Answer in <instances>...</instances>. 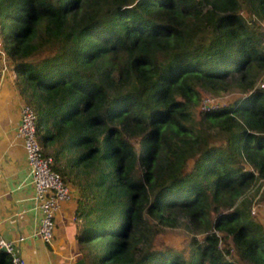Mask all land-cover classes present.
I'll return each instance as SVG.
<instances>
[{
  "label": "trees",
  "instance_id": "1",
  "mask_svg": "<svg viewBox=\"0 0 264 264\" xmlns=\"http://www.w3.org/2000/svg\"><path fill=\"white\" fill-rule=\"evenodd\" d=\"M0 36L85 264H264V0H0ZM180 223L188 253L153 243Z\"/></svg>",
  "mask_w": 264,
  "mask_h": 264
},
{
  "label": "crops",
  "instance_id": "2",
  "mask_svg": "<svg viewBox=\"0 0 264 264\" xmlns=\"http://www.w3.org/2000/svg\"><path fill=\"white\" fill-rule=\"evenodd\" d=\"M6 61L12 62L9 55ZM11 71L2 72L0 65V236L14 239L23 235L25 239L18 246L28 264H85L76 237L78 194L73 189L70 199L56 212L51 242L45 243L37 235L40 212L33 199L23 146L16 137L20 109L26 100L15 83V71ZM3 254L7 255L0 251V259L5 258Z\"/></svg>",
  "mask_w": 264,
  "mask_h": 264
},
{
  "label": "built area",
  "instance_id": "3",
  "mask_svg": "<svg viewBox=\"0 0 264 264\" xmlns=\"http://www.w3.org/2000/svg\"><path fill=\"white\" fill-rule=\"evenodd\" d=\"M0 59L6 62L3 42L0 36ZM4 62V72L6 64ZM264 86V80L261 82ZM212 98L203 102V107L211 105ZM36 111L34 107L24 102L20 109V119L16 127V137L21 141L29 168L30 183L33 187V199L36 208L40 212V223L37 235L45 242L50 243L55 231L56 212L63 201L69 200L71 190L63 181L60 173L53 169V157L44 154L41 144L36 135ZM255 210V209H254ZM254 212V211H253ZM25 239L19 235L14 239H6L0 236V248H4L10 264H28L19 249V243Z\"/></svg>",
  "mask_w": 264,
  "mask_h": 264
},
{
  "label": "rangeland",
  "instance_id": "4",
  "mask_svg": "<svg viewBox=\"0 0 264 264\" xmlns=\"http://www.w3.org/2000/svg\"><path fill=\"white\" fill-rule=\"evenodd\" d=\"M246 14V13H244ZM208 37L207 34H204V38ZM6 55L7 52H6ZM43 54L40 55H35L34 57H32V59H38L42 56ZM4 62L2 61V59H0V65L1 68H5L4 67ZM6 70H9V72H12V66L13 63L6 61ZM0 77L3 79V75L2 73H0ZM264 80V73L260 76L258 82L259 85H261V82ZM16 85H17V81H15ZM17 87H19L17 85ZM238 94V91H231V92H224L218 95H213L209 92L203 91L202 93V98L199 101V103L197 104L195 110H194V115L198 118L199 116V110L200 108L203 107V102L207 101L208 98H212V103L211 106H216V105H220V104H224L227 101H229L230 99H232L234 97V95L236 96ZM209 106V105H208ZM207 107V106H205ZM203 109V108H202ZM70 190L73 189L74 193L78 194V189L77 187H75L74 185H71L70 183H68ZM246 195L247 197H251L252 202L250 205V212L251 214L258 220L262 221V223L264 224V198H262L264 196V181L261 180L259 182H255L254 184H252L246 191ZM255 209V210H254ZM254 211V212H253ZM154 224H156V221H154ZM196 235L197 237H202L204 235L203 232H193L188 226H186L184 223H180L179 225L176 226H165V225H160L159 227L155 226V235L153 237V243L156 246L159 247H163L165 245H169L172 246L176 249H179L181 251H183L184 254L189 252V242L190 239L192 237V235ZM220 236H222V232H219ZM230 246L232 247L231 241H230ZM231 250H233L231 248ZM234 252V251H231ZM245 264V263H244Z\"/></svg>",
  "mask_w": 264,
  "mask_h": 264
},
{
  "label": "water",
  "instance_id": "5",
  "mask_svg": "<svg viewBox=\"0 0 264 264\" xmlns=\"http://www.w3.org/2000/svg\"><path fill=\"white\" fill-rule=\"evenodd\" d=\"M0 251H4V248H0ZM5 252V251H4Z\"/></svg>",
  "mask_w": 264,
  "mask_h": 264
},
{
  "label": "clouds",
  "instance_id": "6",
  "mask_svg": "<svg viewBox=\"0 0 264 264\" xmlns=\"http://www.w3.org/2000/svg\"><path fill=\"white\" fill-rule=\"evenodd\" d=\"M4 49V48H3ZM5 55H6V53H5ZM7 56V55H6Z\"/></svg>",
  "mask_w": 264,
  "mask_h": 264
}]
</instances>
